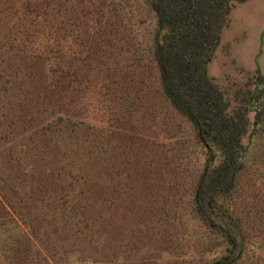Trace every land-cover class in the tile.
<instances>
[{
  "label": "rangeland",
  "instance_id": "374dc122",
  "mask_svg": "<svg viewBox=\"0 0 264 264\" xmlns=\"http://www.w3.org/2000/svg\"><path fill=\"white\" fill-rule=\"evenodd\" d=\"M157 32L152 0H0V264H264V105L221 197L235 248L195 203L207 150L163 89ZM257 64L264 0L237 2L209 75L234 101Z\"/></svg>",
  "mask_w": 264,
  "mask_h": 264
},
{
  "label": "trees",
  "instance_id": "16d2710c",
  "mask_svg": "<svg viewBox=\"0 0 264 264\" xmlns=\"http://www.w3.org/2000/svg\"><path fill=\"white\" fill-rule=\"evenodd\" d=\"M245 1L152 0L158 21L155 57L163 89L178 112L192 122L207 150L195 203L203 217L222 228L224 237L235 248L241 245L239 225L224 208L221 197L235 187L262 125L264 76L257 64L253 88L237 90L233 101L209 75V68L235 3ZM226 217L233 219V225L224 230L221 221ZM235 261L233 255H227L222 264Z\"/></svg>",
  "mask_w": 264,
  "mask_h": 264
}]
</instances>
